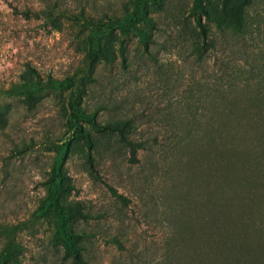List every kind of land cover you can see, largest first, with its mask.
<instances>
[{
	"label": "rangeland",
	"instance_id": "374dc122",
	"mask_svg": "<svg viewBox=\"0 0 264 264\" xmlns=\"http://www.w3.org/2000/svg\"><path fill=\"white\" fill-rule=\"evenodd\" d=\"M148 1L145 46L126 36L122 62L115 29L102 39L110 58L75 77L97 122L132 120L142 145L131 159L114 133L80 114L67 120L74 86L16 92L34 80L31 67L63 77L83 65L86 31L42 11L99 17L133 0H0V222L20 223L19 264H78L59 229L78 202L90 216L69 223L84 232L87 264H264V0H251L240 29L239 0L226 10L202 0L223 19L206 20V41L193 0ZM75 118L101 140L92 166Z\"/></svg>",
	"mask_w": 264,
	"mask_h": 264
},
{
	"label": "trees",
	"instance_id": "16d2710c",
	"mask_svg": "<svg viewBox=\"0 0 264 264\" xmlns=\"http://www.w3.org/2000/svg\"><path fill=\"white\" fill-rule=\"evenodd\" d=\"M148 2V0H133L134 9H128L126 6H122V9L119 13H112L99 17L90 15V13H86L84 8L78 12H73L65 8L54 9L51 7L45 11H42L50 21H54L59 17H63L77 27L86 31V43L85 45H82V63L84 67L82 65L73 74H67L63 77H54L50 74H48L46 77H42L34 67H31L34 80L21 85L18 89V92L16 93L31 97V94L35 92L34 90L40 87L47 86L50 88L64 89L74 86V90H72V92L74 95L77 94V92L78 94L75 95V98L73 97V99H70L69 101L70 111L67 115V120L72 121L74 115L80 114L81 117H83L82 120L89 122V125L93 130H106L110 133H114L119 141L128 146L131 154L130 157L131 159H134L135 154L138 148L141 147L142 143L133 140L129 136L133 128L132 120L129 118H116L106 123L97 122L94 117L96 112L86 111L84 106L78 102V98H82V94L86 90L83 85H81L80 80H78L77 84H75V77L79 73H82V76L90 78V73L95 71L94 66L97 59L99 57H103L106 60L110 58V55L107 54L103 48L102 39L109 37L115 29H117L119 34L122 36L119 40L118 49L122 62L125 61L123 45L126 36L129 34L137 35V39L145 46L148 36L146 29L155 27V21L148 13ZM250 2L251 0H239L235 4L234 12L236 18L235 22L233 23V27L240 29L243 26L245 21L246 7ZM221 7L224 10L228 8L226 0H221ZM189 12L192 16L198 33L204 41H206L209 31L206 20H214L218 26L223 23V19L220 16L215 14L211 15L209 13V10L204 6L202 0H193V4ZM73 127H75V129L80 133L82 141L85 145L84 149L82 148L83 155L88 165L92 166V152H96L98 150L101 140L99 137L94 135V133L84 129L83 125L76 118ZM66 152V146L62 145L60 150L61 155L66 154ZM60 158H62V156ZM61 177L62 174L57 169V167L53 165L50 178L52 180H56V183L60 188L62 187V185L59 183V179ZM89 216L90 213L85 211L82 208V205L78 202L75 209L72 211H66L63 217L59 219V229L62 232V240L65 243L68 251L72 253L73 262L78 264H87L82 253V248L84 245L83 243H80L84 232L77 229L76 226H70L72 224L69 223V221L72 220L75 222L79 218L86 219ZM18 228H20V223L11 224L0 222V234L3 236V243L0 247V264H10L12 262L19 264L18 253L22 249V245L14 239L15 230ZM212 253L216 256L218 255L216 251ZM212 253L211 255H213Z\"/></svg>",
	"mask_w": 264,
	"mask_h": 264
}]
</instances>
